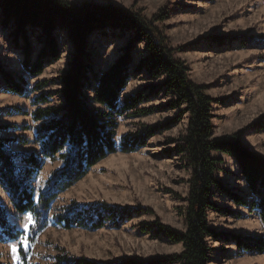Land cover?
<instances>
[{"label": "rangeland", "instance_id": "1", "mask_svg": "<svg viewBox=\"0 0 264 264\" xmlns=\"http://www.w3.org/2000/svg\"><path fill=\"white\" fill-rule=\"evenodd\" d=\"M76 5L90 4L100 8H116L141 12L147 18L160 10L168 16L160 27L176 59L188 67L189 79L206 86L212 99L214 137L242 131L241 141L251 151L264 156V0H70ZM129 38L93 41L92 64L95 71L107 69ZM61 56L43 66L36 77L22 67L23 55L15 51L8 33L0 30V65L14 77L25 79L22 96L4 90L0 78V141L14 155H39L35 140L38 123L32 113L37 107L58 106L60 73L69 67L73 50L66 37L58 38ZM143 44H138L141 53ZM139 55L135 57L137 63ZM36 83L46 86L35 91ZM151 80L146 73H134L122 94L145 92ZM44 95L48 103H36ZM87 97L92 93L88 91ZM170 96L163 93L143 102L140 108L154 109L152 114L116 118L117 144L128 135L145 127L172 121L179 109L167 108ZM187 118L177 125L158 132L142 148L131 153L117 152L94 166L79 182L59 193L51 204V213L71 204H107L128 210L130 219L117 225L106 222L99 230L79 228L64 230L49 220L46 227L30 238L34 225L28 213H17L7 194L0 187V205L8 220L22 233L15 242H0V264H51L54 257L68 255L113 264L127 259L147 260L154 256L179 254L180 244H174L157 232L156 223L184 230V199L187 197L189 170L182 155L175 152L178 139L185 133ZM223 163L216 179L225 187L239 192L248 204L252 197L234 159L215 154ZM58 160H45L39 173L29 180L35 199L46 187L48 179L60 168ZM212 201L221 213L209 211V227L216 232L235 236L263 237L258 212L248 206H237L226 196L214 191ZM138 210V212H136ZM22 242L23 245L22 246ZM211 264H264V254L239 251L233 243H210ZM19 249V254L13 251ZM26 260L22 262L20 251Z\"/></svg>", "mask_w": 264, "mask_h": 264}, {"label": "trees", "instance_id": "2", "mask_svg": "<svg viewBox=\"0 0 264 264\" xmlns=\"http://www.w3.org/2000/svg\"><path fill=\"white\" fill-rule=\"evenodd\" d=\"M167 16L168 10L164 9L147 19L141 12L76 5L70 0H0V30L8 33L12 48L23 55L22 67L28 75L36 77L45 64L60 59L59 37H66L73 50L69 67L58 79L60 104L37 107L32 113L33 121L38 123L35 140L40 146L39 155H21L17 162V156L0 141V187L17 213L32 216L34 225L30 238L43 230L50 219L64 230L87 231L99 230L106 222L117 225L130 219L128 210L107 204L71 203L53 214L51 204L59 193L82 180L109 155L134 152L144 147L155 134L186 117L185 133L179 137L175 149L190 172L184 199V230L156 223L158 234L180 244L182 251L113 264H211L210 243H233L239 251L264 254L263 237L235 236L209 227V211L227 214L212 201L217 191L235 205L257 211L264 232V156L243 145L241 130L214 137L212 99L206 94V86L189 79L188 67L175 58V51L167 45L166 37L156 25ZM125 37L129 39L121 47L120 56L104 71H95L93 41H119ZM138 44H143L141 53L136 52ZM140 72L160 83L121 100L130 78ZM0 78L5 91L19 96L25 94L23 77H14L0 65ZM45 86L46 83H36L34 90L40 91ZM88 91L91 97H87ZM160 93L171 97L166 106L179 109V114L165 124L145 127L143 131L128 135L117 144L116 118L152 114L154 109L140 108V105ZM36 103H48V97L41 95ZM215 154L234 159L248 195L252 197L248 204L239 192L216 179L223 160ZM45 160H58L61 166L35 199L29 180L39 173ZM21 235L0 205V242H15ZM20 256L25 263L22 250ZM51 264L104 263L83 256L58 255Z\"/></svg>", "mask_w": 264, "mask_h": 264}, {"label": "snow or ice", "instance_id": "3", "mask_svg": "<svg viewBox=\"0 0 264 264\" xmlns=\"http://www.w3.org/2000/svg\"><path fill=\"white\" fill-rule=\"evenodd\" d=\"M22 246H24V245H23V242H22ZM13 251H14L15 253H17V255L19 254V249L13 248ZM16 264H18V261L16 262Z\"/></svg>", "mask_w": 264, "mask_h": 264}]
</instances>
